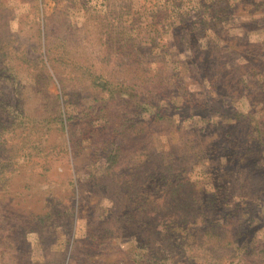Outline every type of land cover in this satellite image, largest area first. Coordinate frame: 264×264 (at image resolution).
Returning <instances> with one entry per match:
<instances>
[{
    "label": "rangeland",
    "instance_id": "1",
    "mask_svg": "<svg viewBox=\"0 0 264 264\" xmlns=\"http://www.w3.org/2000/svg\"><path fill=\"white\" fill-rule=\"evenodd\" d=\"M169 5L0 0V264H208L204 245L176 241L182 233L153 219L140 243L130 237L127 174L136 166L147 182L179 176V201L192 210L194 198L204 201L206 216L197 213L193 228L226 232L212 264H264V196L255 198L256 179L231 146L264 115V86L253 80L264 60V12L211 24L197 39L190 16L182 24L158 18ZM205 41L226 89L250 82L237 101L199 89L204 75L192 57ZM155 114L172 117L173 127L140 132ZM244 149L264 161L259 141ZM150 249L159 257L145 261Z\"/></svg>",
    "mask_w": 264,
    "mask_h": 264
},
{
    "label": "trees",
    "instance_id": "2",
    "mask_svg": "<svg viewBox=\"0 0 264 264\" xmlns=\"http://www.w3.org/2000/svg\"><path fill=\"white\" fill-rule=\"evenodd\" d=\"M160 1L164 4L170 5L167 6V8H165L164 10H159L157 12L158 18L168 20L170 17H174L178 18V21L182 24L184 23L185 19L190 16L191 20L195 22V26H193L195 33L193 34V36L197 39L198 37H200L199 35H201V33H205L206 29L209 28L211 24L230 21L233 18H249L250 15L259 10H262V12H264V0H260V5H258L257 8H253V12H250L249 10L250 13L247 14L239 12V8L242 4L249 0ZM205 42L207 43H204L202 45L204 50L197 52V56L195 58L194 56L192 57L198 71L204 75V77L201 78L200 82L198 81V85L200 87L199 89L209 99L216 98V95H220L222 92H224L226 93L225 95H229L230 98H232L234 101H237L236 97L240 93V88L248 87V84L250 82L247 81V79H239L238 82L234 81L232 84H230L231 87L229 89H226L225 80L219 74H214L216 72L213 71V62H215L216 60L214 61L212 55L209 53L210 51L208 50L212 49L214 45L209 44L211 41ZM246 50H248V48L244 49L243 51L245 52ZM208 56L212 59H210ZM215 59L220 58H217L216 55ZM240 65H237L238 68L241 67ZM216 66L217 67L215 70H217V68H220L218 63L216 64ZM255 67L257 68V76H255L253 80H255V82L260 86H264V60H256ZM160 80L161 79H159V81ZM165 88L163 89V92L167 93V90ZM208 102L209 101H207V103ZM252 115L253 114L251 113L243 114L244 117ZM254 121L255 122L253 124L245 129L246 134L241 133L238 138H235V142H233L234 144L231 146L236 152L235 156L240 158V160L237 161V165H240L241 168L245 167V173L252 174V176H254L252 178L256 179V183L254 184L257 187L255 191V198H261L262 196H264V165L257 162H252L254 160H259L260 162L264 163V161H262V156L260 155L261 151H253V154H251L252 156H254L252 160L251 158H249L250 154H247L248 150L244 149L253 140H257L264 150V115H260L257 119L255 118ZM172 122V117L155 114L150 120H142L141 122H139L137 124V127L140 132H145L150 124L167 123L172 125ZM142 142L143 143L140 144V147H143L145 145L144 142H147V137L143 138ZM115 157H118V155H115ZM152 160L153 159H151V157H147V162H145V165H148ZM250 165H252V168H247ZM140 169H142V166H136L134 169H131L134 172L130 171V173L127 174V230H129L130 237H133L135 241L137 240V242L140 243L141 240H139L138 238L145 233L144 221L147 219H153V222H156V227H161L166 230L169 229V231L171 230V232L177 231L182 233V236L177 237L176 241L182 240L185 243H188L194 240L204 245V248L211 252L207 261L209 262L208 264H212L214 258L219 256L218 254H216L217 250H221L226 246L221 243L225 239L224 237L226 235V232L223 231L224 227H221L218 224H211V226L208 227V222H206L207 227L204 230L193 228V226H197L196 222L202 223V218H200L199 221L195 220V218L197 217V213L199 214V217L206 216V211H204L202 207L204 201L194 198L193 203L196 204L197 202H200L201 206L200 204L197 208L193 206L194 210H192L191 205L186 204V202L182 203V200L179 201L178 194L182 192V187L185 186V182H183L179 176L170 175L166 178L161 177L158 180L157 177L151 176L152 181L147 182L150 177L144 179L142 177L143 172L139 173ZM163 173L165 172L163 171ZM162 180H165V182L162 183ZM241 188L244 189V187ZM156 195L159 196L157 197ZM172 196L174 198L165 201ZM174 204H177V206H174ZM173 209L174 211H172ZM241 222L242 221L240 220L237 227L238 229L236 230V234H232L231 236L234 241H236L240 236L243 235V225ZM202 240L204 241L202 242ZM230 244L231 241L227 243V245ZM140 246H142V243ZM141 256L145 259V261L151 260L150 258L159 257L154 254V251L151 249L148 254H143ZM217 260L221 261L222 258H217ZM216 263L221 264V262Z\"/></svg>",
    "mask_w": 264,
    "mask_h": 264
}]
</instances>
